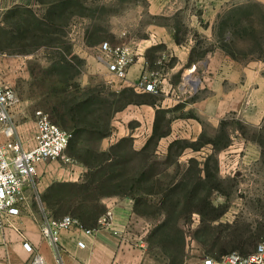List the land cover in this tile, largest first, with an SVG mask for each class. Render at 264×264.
<instances>
[{"label": "rangeland", "instance_id": "obj_1", "mask_svg": "<svg viewBox=\"0 0 264 264\" xmlns=\"http://www.w3.org/2000/svg\"><path fill=\"white\" fill-rule=\"evenodd\" d=\"M46 9V6H39L38 14L44 16ZM75 9L78 13L70 18L67 25L49 21L50 24L43 26L51 30L50 36H46L54 37L53 42L33 52L4 54L3 64H0V81L10 84L17 93L15 124L26 122L28 133L37 119V110L51 113L53 106L80 93L75 86L77 82L98 89L100 98L114 105L117 96L113 92L126 86L135 87L145 73L157 78V91L150 93L159 98L160 107L167 109V118H172V131L160 140L158 146L160 160L165 158L172 140L183 138L194 141L202 132L213 136L223 118L228 121L227 128L232 137V143L218 153L219 175L223 182L221 189L215 190L211 197L214 205L225 208L223 214L216 220H208L201 213L193 212L190 218L176 224L172 221L166 227L167 231L177 233L176 229H180L184 233L185 246L182 252L178 251L179 258L221 256L231 251L246 253L254 250L260 242H264V133L260 132L264 118L255 124L247 121L239 111L225 114L199 112L193 101L212 98L214 89L208 85L198 89L196 83L194 92L190 81L200 80L208 74L206 66L209 58L214 56L219 61L223 59V69L228 65L224 60L233 58L243 65L262 64L264 73V0H79ZM3 29L0 44L22 48L23 41L20 42L21 35L13 18ZM106 41L129 46L134 54L131 66L136 63L144 65L138 77L131 80L132 84L117 87L126 78L109 71L108 56L101 47ZM176 47L189 52L188 60L183 58L186 57L184 54L176 52ZM84 54L88 58L95 57L92 68L88 67L90 65ZM62 58L72 64L65 65L61 62ZM193 61L198 67L191 71L189 67H192L190 64ZM65 71L66 76H63ZM224 84L225 87L232 85L228 79ZM205 108L211 107L208 104ZM150 115L149 105L134 103L126 106L115 112L112 132L124 123L132 131L131 134L138 135L140 143L146 142L154 126L153 121L151 130ZM188 124L201 126V131L195 132L193 126L191 132L180 131L189 128ZM111 135L107 136L108 140ZM22 136L25 142L30 138L24 133ZM83 136L79 139V146L84 148L105 150L112 144L107 145L106 136L97 138L93 133ZM73 151L68 145L63 156L41 163L46 171L59 172L52 184L73 182L71 178L75 177V172L82 170L77 181L81 180L86 166L72 155ZM211 152V145L197 151L189 146L180 156V161L185 162L191 156L203 161ZM49 187L40 197L32 191L30 203L38 208L40 201H45ZM24 195L25 206V188ZM105 197L109 196H104L102 203ZM108 211L112 210L107 207ZM134 213L130 235L134 240L150 246L148 236L161 218L143 216L135 210ZM157 249L162 251L159 247ZM172 249L175 247L171 244Z\"/></svg>", "mask_w": 264, "mask_h": 264}, {"label": "trees", "instance_id": "obj_2", "mask_svg": "<svg viewBox=\"0 0 264 264\" xmlns=\"http://www.w3.org/2000/svg\"><path fill=\"white\" fill-rule=\"evenodd\" d=\"M38 1L47 7L42 17L32 8L7 11V16L17 22V29L22 34L23 51L36 50L55 40L46 36H50L51 30L43 28L49 21L65 26L78 13L75 6L79 0ZM6 46L8 44H0L1 49H7L4 48ZM61 62L72 64L65 58ZM66 73L63 72V76ZM75 86L80 93L53 106L49 115L72 132L68 145L74 150L72 155L86 166V171L79 181L55 182L49 187L44 200L51 215L60 218L70 214L78 219L80 225L95 228L107 210L106 204L102 203L104 196L130 197L134 199L136 213L161 218L148 236L150 247H159L169 257L170 264H183L185 258L180 259L178 251L184 249V233L180 229H176L177 233L167 231L166 227L172 221L179 223L184 218H190L193 212L201 213L208 220H216L225 211V208L214 205L211 197L215 190L221 189L223 182L219 175L218 153L232 143L227 119L221 120L213 136L202 132L194 141L183 138L172 140L163 160L159 159L158 146L160 140L171 133L172 118H167V109L162 107L157 108L153 131L141 148L134 147L132 136L120 138L105 150L84 148L79 146V139L84 138V134L93 133L97 138L111 134L116 111L129 103L157 105L159 98L150 92H140L134 86H126L113 92L117 102L112 105V102L100 98L98 89L90 85L82 86L80 82ZM260 132L264 133V126ZM260 142L263 143L262 140ZM206 145H211L212 152L203 161L195 156L185 162L180 161V156L189 146L197 151ZM170 243L175 249L171 250Z\"/></svg>", "mask_w": 264, "mask_h": 264}, {"label": "crops", "instance_id": "obj_3", "mask_svg": "<svg viewBox=\"0 0 264 264\" xmlns=\"http://www.w3.org/2000/svg\"><path fill=\"white\" fill-rule=\"evenodd\" d=\"M39 6L46 5L38 0H0V32L4 30L6 23L12 19L7 16L8 10L32 8L38 13ZM19 34L22 35L21 32ZM42 34H45V32ZM40 47L37 49L39 50ZM4 48L7 49L0 48V64H3L4 54L6 53L8 55L35 51H23L21 47L14 49L9 44ZM175 50L177 53L184 54L186 57L183 58L188 60L189 52L187 50H182L180 47H176ZM84 55L87 57V54ZM93 58L95 59L94 56L87 57L90 65L88 67L90 68L95 65ZM222 61L223 59L219 61L217 56L209 58L206 66L208 74L200 77V80L193 79V81H190L194 92H196V82L198 83V89L205 87V85L214 89L212 98L196 99L193 101L194 106H197V110L202 113L217 111L225 114L229 111H239L243 113L247 121L259 124L264 118V73L262 64L248 63L243 65L236 59L230 58L224 60L228 65H225L223 69L221 67ZM191 63L190 66L192 65V67H189V69L192 71L198 65L195 61ZM141 67L144 68L141 63L133 64L129 68L127 78L124 79L123 84L119 83L117 87L121 88L132 84L131 80L134 81L138 77ZM227 79L232 85L225 87L224 82ZM132 104L134 103H129L127 107ZM141 104L149 105L151 108L150 129L152 130L156 110L160 105ZM208 104L211 107L209 109L205 108ZM25 123L16 124V129L12 133L1 130L0 143L9 145L12 141L21 140L25 147L31 146L34 143L36 121L28 133ZM120 124L121 126H117L113 130V135L110 134L111 139L108 140L106 136L107 145L124 136L131 135L134 138L135 147L141 148L145 141L140 143L136 133L131 134L132 131L124 123ZM188 125L189 128L180 131L191 132L192 126L195 132L201 131V126L197 124ZM23 133L25 136L30 137L26 142L23 139ZM173 133H176L175 129H173ZM81 171L75 172V177L73 176L71 179L77 181ZM57 173L59 172L46 171L44 164L40 163L37 173L26 184L27 205L23 206L21 214L11 218L4 226L0 227V264H34L37 258H41L44 264H170L169 257L163 251L150 247L145 242L136 241L131 237L129 228L131 221L135 218L134 203L132 199L121 196L104 198L107 207L114 214L110 226L93 228L92 232H87L88 228L79 224L62 229L59 233L58 242H52L46 238L43 235V226L53 216L45 201H40L39 209L31 204V194L33 191L37 197H40L54 182L53 178ZM25 241L31 243L32 249L29 250L24 246ZM79 242H83L84 246H81ZM201 261L202 257H188L185 258L183 264H200Z\"/></svg>", "mask_w": 264, "mask_h": 264}, {"label": "built area", "instance_id": "obj_4", "mask_svg": "<svg viewBox=\"0 0 264 264\" xmlns=\"http://www.w3.org/2000/svg\"><path fill=\"white\" fill-rule=\"evenodd\" d=\"M101 47L108 56L109 71L120 78H127L129 68L134 62V54L129 46L113 45L106 41ZM158 82L157 78H151L145 73L135 87L146 92H155ZM17 102L15 89L10 84L0 81V131L4 130L7 133L15 131ZM36 114L34 143L31 146L25 147L21 140L12 141L9 145L0 143V227L21 214L25 204L24 188L37 173L38 165L63 156L73 135L71 131L53 121L48 112L39 109ZM113 216V211L106 212L100 217L99 225L95 228L110 226ZM79 224L78 219L70 214L60 218L52 217L43 226V235L52 242H58L62 229ZM92 231L93 228L87 229V232ZM79 243L84 246L83 242ZM24 246L32 249L28 241L24 242ZM34 264L44 263L41 258H37ZM200 264H264V242H260L254 250L246 254L231 251L219 257L205 255Z\"/></svg>", "mask_w": 264, "mask_h": 264}, {"label": "bare ground", "instance_id": "obj_5", "mask_svg": "<svg viewBox=\"0 0 264 264\" xmlns=\"http://www.w3.org/2000/svg\"><path fill=\"white\" fill-rule=\"evenodd\" d=\"M189 79V78H188ZM192 79V78H191ZM189 81H190V79H189ZM193 81V80H192ZM197 81V80H196ZM195 83V82H194ZM197 83V82H196Z\"/></svg>", "mask_w": 264, "mask_h": 264}]
</instances>
